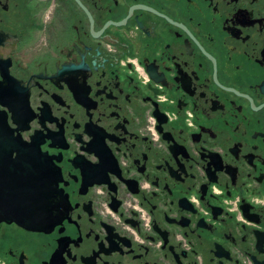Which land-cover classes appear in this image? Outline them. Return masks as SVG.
<instances>
[{
	"label": "flooded vegetation",
	"instance_id": "obj_1",
	"mask_svg": "<svg viewBox=\"0 0 264 264\" xmlns=\"http://www.w3.org/2000/svg\"><path fill=\"white\" fill-rule=\"evenodd\" d=\"M0 264H264V0H0Z\"/></svg>",
	"mask_w": 264,
	"mask_h": 264
}]
</instances>
